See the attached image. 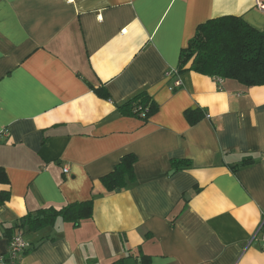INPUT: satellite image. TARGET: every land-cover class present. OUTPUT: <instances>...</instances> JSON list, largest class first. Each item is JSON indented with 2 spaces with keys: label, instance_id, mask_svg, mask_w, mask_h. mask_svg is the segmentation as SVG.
I'll return each mask as SVG.
<instances>
[{
  "label": "crops",
  "instance_id": "1",
  "mask_svg": "<svg viewBox=\"0 0 264 264\" xmlns=\"http://www.w3.org/2000/svg\"><path fill=\"white\" fill-rule=\"evenodd\" d=\"M261 1L0 0V264H264V226L250 241L264 222V85L185 70L171 89L168 73L210 18L264 31ZM144 90L159 104L147 122L119 111ZM128 153L136 182L107 191ZM89 200L76 225L14 228L29 246L11 258L7 227Z\"/></svg>",
  "mask_w": 264,
  "mask_h": 264
},
{
  "label": "trees",
  "instance_id": "2",
  "mask_svg": "<svg viewBox=\"0 0 264 264\" xmlns=\"http://www.w3.org/2000/svg\"><path fill=\"white\" fill-rule=\"evenodd\" d=\"M185 70L213 76L218 82L234 79L245 87L264 85V31L238 15L210 18L197 27L195 35L181 52L177 72L181 73ZM96 91L101 97L110 98L106 88L99 87ZM117 107L122 114L138 116L144 122L159 110L157 101L145 90L124 103L117 104ZM185 115L191 124L197 123L204 116L199 108L188 109ZM137 160L136 154L128 153L111 172L102 176L101 182L106 190L116 191L134 184L137 179L135 172ZM252 162L253 158L248 157L241 162V165ZM173 165L176 168H188L191 162L187 159H178L173 161ZM0 182H8V176L2 168H0ZM9 196L8 191L0 192V204L5 203ZM92 214L91 200L69 203L61 208H40L22 216L17 226L7 227L5 234L11 240L15 235V232L12 233L14 228H24L28 224L31 229H37L52 221L57 215H62L76 225L83 219L91 218Z\"/></svg>",
  "mask_w": 264,
  "mask_h": 264
},
{
  "label": "built area",
  "instance_id": "3",
  "mask_svg": "<svg viewBox=\"0 0 264 264\" xmlns=\"http://www.w3.org/2000/svg\"><path fill=\"white\" fill-rule=\"evenodd\" d=\"M258 7L264 11V2H258ZM169 75H175L177 76L176 79L174 80L172 86L170 87L171 89H175L177 87L182 86V80L178 77V72L177 70H171L168 72ZM221 80V79H220ZM222 81H220L219 83H221ZM69 171V167L65 166L64 167V172H68ZM264 226V222L260 225V227L258 228V230L256 231V233L254 234V236L251 238L250 241H253L255 239L258 238L259 231H261V229ZM260 238L262 240L263 243V247H264V234L260 235ZM29 246V243L22 237V235L20 234H15L11 240H10V245H9V253L12 259H17L20 254L22 252H24Z\"/></svg>",
  "mask_w": 264,
  "mask_h": 264
}]
</instances>
